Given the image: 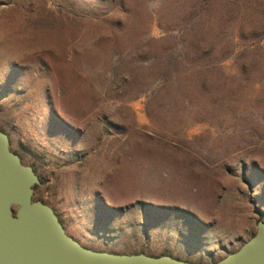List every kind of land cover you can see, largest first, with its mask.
I'll return each instance as SVG.
<instances>
[{
	"label": "rangeland",
	"instance_id": "1",
	"mask_svg": "<svg viewBox=\"0 0 264 264\" xmlns=\"http://www.w3.org/2000/svg\"><path fill=\"white\" fill-rule=\"evenodd\" d=\"M0 131L82 246L217 262L264 221V0H0Z\"/></svg>",
	"mask_w": 264,
	"mask_h": 264
},
{
	"label": "water",
	"instance_id": "2",
	"mask_svg": "<svg viewBox=\"0 0 264 264\" xmlns=\"http://www.w3.org/2000/svg\"><path fill=\"white\" fill-rule=\"evenodd\" d=\"M40 183L0 131V264H198L162 255L95 251L67 235L51 207L33 199ZM208 264H264V221L235 252Z\"/></svg>",
	"mask_w": 264,
	"mask_h": 264
}]
</instances>
